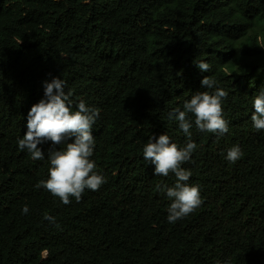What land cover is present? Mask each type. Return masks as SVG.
Masks as SVG:
<instances>
[{
  "label": "trees",
  "instance_id": "trees-1",
  "mask_svg": "<svg viewBox=\"0 0 264 264\" xmlns=\"http://www.w3.org/2000/svg\"><path fill=\"white\" fill-rule=\"evenodd\" d=\"M204 76L228 93V132H201L189 114L197 147L182 167L202 203L169 223L157 185L176 177L154 175L143 148L161 134L186 145L168 117L215 91ZM53 77L73 111L81 100L100 110L90 159L106 182L68 205L35 187L51 142L43 160L17 143ZM261 90L264 0H0V264H264V130L250 118ZM237 145L243 156L229 162Z\"/></svg>",
  "mask_w": 264,
  "mask_h": 264
},
{
  "label": "clouds",
  "instance_id": "clouds-1",
  "mask_svg": "<svg viewBox=\"0 0 264 264\" xmlns=\"http://www.w3.org/2000/svg\"><path fill=\"white\" fill-rule=\"evenodd\" d=\"M201 72L210 71V65L204 61L194 62ZM216 81L208 76L201 80V87L215 91L196 92L183 104V110L175 108L169 119L178 122L179 128L188 137L184 147L171 142L167 134L151 137L143 148V157L154 166V175L167 177L173 173L176 177L174 186L157 185V189L166 192L171 201L167 211L169 223H175L194 212L202 203L199 185L187 183L192 175L182 165L190 161L197 145L191 141L192 114L196 128L201 132L223 135L228 132V121L223 118L222 101L228 93L216 87ZM66 82L58 77L44 81V97L33 104L27 114L26 132L17 143L20 150H26L31 159L43 160L44 150L39 147L51 142L48 149V178L40 180L35 187L44 188L58 197L64 205L71 203V198L79 202L85 189L98 191L106 182L99 174L93 156L95 140L93 125L99 117L100 110L89 107L81 100L73 111L72 93L65 92ZM254 112L251 115L253 127L264 130V90L254 96ZM65 144L63 150L56 145ZM243 156L241 148L233 146L227 150L226 159L235 163ZM29 211L27 205L22 209ZM44 219L55 223V217L45 214ZM47 255V253H45Z\"/></svg>",
  "mask_w": 264,
  "mask_h": 264
}]
</instances>
